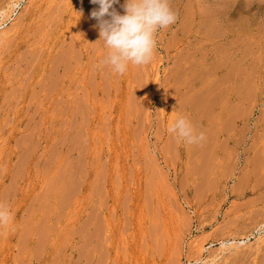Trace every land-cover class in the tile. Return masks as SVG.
Masks as SVG:
<instances>
[{
    "label": "rangeland",
    "instance_id": "obj_1",
    "mask_svg": "<svg viewBox=\"0 0 264 264\" xmlns=\"http://www.w3.org/2000/svg\"><path fill=\"white\" fill-rule=\"evenodd\" d=\"M169 5L116 74L97 4L0 0V264H264V0Z\"/></svg>",
    "mask_w": 264,
    "mask_h": 264
},
{
    "label": "clouds",
    "instance_id": "obj_2",
    "mask_svg": "<svg viewBox=\"0 0 264 264\" xmlns=\"http://www.w3.org/2000/svg\"><path fill=\"white\" fill-rule=\"evenodd\" d=\"M99 7L91 12L98 21L99 39L107 52L100 61L116 74H123L128 66H141L151 61L158 30L175 23L176 16L169 0H124L123 14L112 8L118 0H90ZM108 19H105V17ZM168 132L187 144H197L204 139L184 116H177L169 123ZM9 209L0 204V227L10 223Z\"/></svg>",
    "mask_w": 264,
    "mask_h": 264
},
{
    "label": "bare ground",
    "instance_id": "obj_3",
    "mask_svg": "<svg viewBox=\"0 0 264 264\" xmlns=\"http://www.w3.org/2000/svg\"><path fill=\"white\" fill-rule=\"evenodd\" d=\"M12 6V5H11ZM14 7V6H13ZM214 32V31H213ZM216 39V38H215ZM231 43V42H230ZM216 44V43H215ZM97 45V44H96ZM214 46V45H213ZM226 46V45H225ZM217 47V46H216ZM227 47V46H226ZM229 49V48H228ZM228 49H225V50H228ZM235 49V48H234ZM213 51V50H212ZM75 52V51H74ZM236 52H237V50H236ZM211 53V52H210ZM227 53V52H226ZM206 54V53H205ZM217 54V53H216ZM223 54V53H222ZM234 54V53H233ZM219 55V54H218ZM209 56V55H208ZM229 59V58H228ZM233 61V60H232ZM206 62H208V61H206ZM210 62V61H209ZM221 62H223V61H221ZM233 63V62H232ZM225 64H226V62H225ZM236 64V63H235ZM214 65V64H213ZM70 66V65H69ZM71 67V66H70ZM210 67V66H209ZM223 67V66H222ZM228 68V67H227ZM233 69H235V68H233ZM205 70V69H204ZM212 71V70H211ZM216 71V70H215ZM234 71V70H233ZM230 72V71H229ZM63 73H65V72H63ZM223 73V72H222ZM205 74V73H204ZM210 74H211V72H210ZM231 76V75H230ZM237 76V75H236ZM158 77V76H157ZM203 77V76H202ZM197 78V77H196ZM230 78V77H229ZM233 78V77H232ZM73 79V78H72ZM180 79V78H179ZM178 79V80H179ZM183 79V78H182ZM71 80V79H70ZM197 80V79H196ZM213 81V80H212ZM71 83V82H70ZM44 84V83H43ZM55 84V83H54ZM212 84V83H211ZM224 84V83H223ZM42 85V84H41ZM221 85V84H220ZM235 87V86H234ZM49 88V87H48ZM55 88V87H54ZM176 88V87H175ZM174 88V89H175ZM219 88V87H218ZM183 92V91H182ZM184 93V92H183ZM212 93V92H211ZM220 93H222L221 91H220ZM171 94V93H170ZM47 95V94H46ZM45 97V96H44ZM202 97V96H201ZM198 98V97H197ZM203 98V97H202ZM212 99V98H211ZM217 99H219V98H217ZM201 100V99H200ZM212 101V100H211ZM210 102V101H209ZM190 103V102H189ZM199 103V102H198ZM208 103V102H207ZM191 104V103H190ZM190 104L188 105L189 107H190ZM192 104H193V102H192ZM203 104V103H202ZM187 106V105H186ZM187 106V107H188ZM203 106V105H202ZM205 106V105H204ZM208 106V105H207ZM210 106V105H209ZM192 107V106H191ZM197 106H195V108H196ZM206 108V107H205ZM183 109V108H182ZM192 109V108H191ZM199 109V108H198ZM194 110V109H193ZM207 110V109H206ZM199 111V110H198ZM199 112H201V111H199ZM206 112V111H205ZM197 113V112H196ZM208 113V112H207ZM217 113H218V111H217ZM185 114V113H184ZM198 114V113H197ZM196 114V115H197ZM204 115V114H203ZM208 115V114H207ZM222 115V114H221ZM190 117V116H189ZM220 117V116H219ZM191 118V117H190ZM213 118V117H212ZM189 119V118H188ZM194 119V118H193ZM192 119V120H193ZM200 119V118H199ZM201 119H203V118H201ZM200 121V120H199ZM192 122V121H191ZM215 123V122H214ZM217 126V125H216ZM197 127V126H196ZM224 127V126H223ZM222 130V129H221ZM224 137V136H223ZM26 157V156H25ZM23 164V163H22ZM25 166V165H24Z\"/></svg>",
    "mask_w": 264,
    "mask_h": 264
}]
</instances>
